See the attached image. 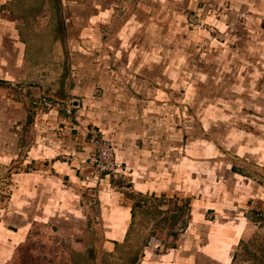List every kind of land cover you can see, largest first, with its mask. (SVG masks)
I'll list each match as a JSON object with an SVG mask.
<instances>
[{"label": "crops", "instance_id": "crops-1", "mask_svg": "<svg viewBox=\"0 0 264 264\" xmlns=\"http://www.w3.org/2000/svg\"><path fill=\"white\" fill-rule=\"evenodd\" d=\"M179 1L0 0V264L97 217L102 264L143 196L185 215L174 245L151 236L132 264H233L264 228V0H211L205 24L226 38L185 29ZM45 93L74 115L36 105ZM88 128L113 144L118 182L83 181Z\"/></svg>", "mask_w": 264, "mask_h": 264}, {"label": "rangeland", "instance_id": "rangeland-1", "mask_svg": "<svg viewBox=\"0 0 264 264\" xmlns=\"http://www.w3.org/2000/svg\"><path fill=\"white\" fill-rule=\"evenodd\" d=\"M189 1L190 3L187 2V6H183L182 1H179L180 5L178 7L179 12L185 14V29L193 31L196 30L194 27H196L197 30H204L208 28V31L210 30L211 33V29H209L210 26V28H214L215 30H217L215 27H212V25L205 24L203 16L208 15V13L212 12L217 17L220 14L217 11L219 9V6H216L217 8L213 7L211 5V0ZM189 4L192 6L190 7ZM194 7L197 8V13L193 11ZM205 11H207L208 13L204 14ZM222 11L224 10L222 9ZM189 13H192L193 15L196 14V16L199 17L200 22H191L188 18ZM236 20L237 22H239V25L245 24V18L239 17L236 18ZM212 33L215 36L222 34V36L226 38V35L221 33L220 31ZM237 35L238 33L236 34V36ZM58 71L62 72V70ZM50 95L51 94L49 93H45L44 95L36 98V105L43 107V109L47 111L55 110L64 114L60 109L42 106V99L54 98L63 103L72 101L73 109L71 111L70 117L74 115L73 111L77 109V104L73 99L62 101L59 98ZM93 131L96 133L98 132L97 134L99 136L104 138L105 141L111 143L96 129L88 128V130L83 132L86 142L91 148V156L88 161L89 164H87L89 172L88 174H84L83 171L80 172V174H82V179L85 182H87V177H92L93 175V166L91 165V159L94 151L90 145V140H88L89 133ZM111 147L114 150V146L112 143ZM67 157L69 158L68 161L66 159ZM74 160V156H63V161L65 162L72 163ZM84 168L85 167H81V169ZM2 178L4 177H0V197L7 198L10 194L4 188L6 187L3 184L5 180H2ZM109 178L112 179L111 177ZM114 181L118 182L119 180ZM90 184H95V186L99 187L100 181H93L90 182ZM143 197L145 198L140 199V208H135L134 210L136 218L133 221V225L131 226L128 242L120 246V248L115 252V255H107L106 258L103 259V262H105V264H128L129 261L134 259L133 257L138 254L140 248L144 244H146L148 238H150L151 236L160 241V245H162L164 248L174 245L176 240L175 232L179 231L182 228V219L184 218L185 212H183V210L181 211L179 219L177 217L178 212H176L177 214L172 215L176 218L169 215L160 214L155 210V207L159 205L160 202L166 204V201L162 198L156 199L154 197ZM173 201L174 200H170L167 202V204L169 205V209L172 208L173 205H176V202ZM98 220V217L94 218V221H92L93 225L91 223L87 225L82 224L78 220H70V225L59 226V235H57V240L55 241V243L41 241L30 242L18 252V257L16 258L15 264H100L99 250L101 249V246L103 242H105V240L103 230H101V228L97 225L98 222L96 221ZM233 264H264V228L262 226L251 229L247 234V237L240 242L238 253Z\"/></svg>", "mask_w": 264, "mask_h": 264}, {"label": "built area", "instance_id": "built-area-1", "mask_svg": "<svg viewBox=\"0 0 264 264\" xmlns=\"http://www.w3.org/2000/svg\"><path fill=\"white\" fill-rule=\"evenodd\" d=\"M42 106L48 108L60 109L67 116L71 115L73 109V102L68 101L66 103L60 102L54 98L42 99ZM88 140H90V145L94 151L91 159V165L93 166V176L87 177L86 181L98 182L101 180L103 175L111 177L113 180H120L123 175L120 173L121 164L115 159L114 150L108 141L99 136L96 132H90ZM67 161L69 158H66Z\"/></svg>", "mask_w": 264, "mask_h": 264}, {"label": "trees", "instance_id": "trees-1", "mask_svg": "<svg viewBox=\"0 0 264 264\" xmlns=\"http://www.w3.org/2000/svg\"><path fill=\"white\" fill-rule=\"evenodd\" d=\"M132 217H134V212H132ZM132 260L131 261H129V264H132ZM102 264H105V262H103V260H102Z\"/></svg>", "mask_w": 264, "mask_h": 264}, {"label": "bare ground", "instance_id": "bare-ground-1", "mask_svg": "<svg viewBox=\"0 0 264 264\" xmlns=\"http://www.w3.org/2000/svg\"><path fill=\"white\" fill-rule=\"evenodd\" d=\"M192 21V20H191ZM199 25V24H198ZM202 26V25H201ZM200 26V27H201ZM198 27V26H197ZM206 27V26H205ZM195 28V27H194ZM209 28H210V26H209ZM207 30H208V28H207ZM214 30V29H213ZM210 31V30H209ZM216 31V30H215ZM215 33V32H214ZM210 53H211V51H210ZM94 132V131H93ZM98 133V132H97ZM111 144V143H110ZM68 158V157H67ZM93 173V172H92ZM122 173V172H121ZM91 176V175H90ZM93 176V175H92ZM4 192V191H3ZM2 194V193H1Z\"/></svg>", "mask_w": 264, "mask_h": 264}, {"label": "water", "instance_id": "water-1", "mask_svg": "<svg viewBox=\"0 0 264 264\" xmlns=\"http://www.w3.org/2000/svg\"><path fill=\"white\" fill-rule=\"evenodd\" d=\"M193 20V19H192Z\"/></svg>", "mask_w": 264, "mask_h": 264}]
</instances>
